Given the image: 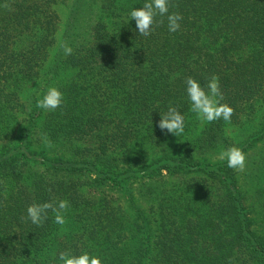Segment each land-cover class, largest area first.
I'll list each match as a JSON object with an SVG mask.
<instances>
[{"label":"trees","instance_id":"16d2710c","mask_svg":"<svg viewBox=\"0 0 264 264\" xmlns=\"http://www.w3.org/2000/svg\"><path fill=\"white\" fill-rule=\"evenodd\" d=\"M145 2L0 0V264H59L61 251L264 264V0H169L179 30L158 15L147 37L130 18ZM212 76L230 122L191 111L186 78L208 91ZM50 87L63 102L47 111ZM169 106L184 117L176 146L157 126ZM230 147L243 171L219 159ZM60 200L63 225L50 210L26 219Z\"/></svg>","mask_w":264,"mask_h":264},{"label":"clouds","instance_id":"9594fccd","mask_svg":"<svg viewBox=\"0 0 264 264\" xmlns=\"http://www.w3.org/2000/svg\"><path fill=\"white\" fill-rule=\"evenodd\" d=\"M7 7V5H6ZM167 16L168 30L176 32L180 28L179 21L183 17L179 13L169 14V0H146L142 7L133 8L130 11V18L135 21L138 33L147 37L156 16ZM158 23L162 24L163 20ZM65 55H71L72 48L66 43L61 44ZM186 94L191 104V111L196 113L197 119L202 122L211 123L215 120L223 119L231 121L234 110L226 103H221L223 94L220 90L219 78L212 76L207 84L208 91L201 87L198 81L192 77L185 80ZM63 94L55 87L48 88L42 99L36 103L38 108L51 111L61 106ZM160 130H167L168 133L179 137L184 132V117L176 107L169 106L167 111L160 114L157 123ZM42 142L48 148L54 145L46 134L42 136ZM219 159L226 160L229 168L243 171L245 168L246 157L243 151L237 147H230L219 154ZM69 204L66 200H60L58 204L45 202L42 204L32 203L26 209V219L33 224L40 226L47 219L48 211L53 212L56 223L63 225L65 219L63 213L68 209ZM59 264H101L99 257L90 255L88 252H81L79 255L70 251H61L58 254Z\"/></svg>","mask_w":264,"mask_h":264},{"label":"rangeland","instance_id":"374dc122","mask_svg":"<svg viewBox=\"0 0 264 264\" xmlns=\"http://www.w3.org/2000/svg\"><path fill=\"white\" fill-rule=\"evenodd\" d=\"M43 90L41 91V94H45L46 92H47V88H42ZM40 94V95H41ZM41 98V97H40ZM233 130H231V132H232ZM236 132H237V130H236ZM179 139H178V137H175V138H172L169 142H167L166 144H169V145H171V146H176V143H177V141H178ZM165 144V145H166Z\"/></svg>","mask_w":264,"mask_h":264}]
</instances>
